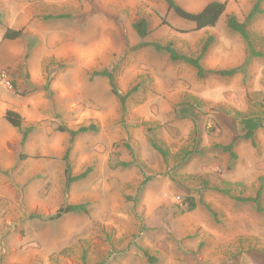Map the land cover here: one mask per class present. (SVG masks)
I'll list each match as a JSON object with an SVG mask.
<instances>
[{
  "label": "rangeland",
  "instance_id": "obj_1",
  "mask_svg": "<svg viewBox=\"0 0 264 264\" xmlns=\"http://www.w3.org/2000/svg\"><path fill=\"white\" fill-rule=\"evenodd\" d=\"M173 1L191 13L227 5L214 28L193 31L161 0H0V136L4 123L17 135L15 157L0 147V264H264V129L254 145L239 138L242 119L264 125V0ZM257 4L247 31L261 57L248 60L226 23ZM140 20L148 44L199 58L211 38L205 70L245 71L198 79L134 50ZM7 29L22 35L6 41ZM103 71L120 94L135 91L124 108L93 76ZM13 105L20 129L4 120ZM88 126L97 131L71 137ZM231 143L235 159L222 150ZM67 151L71 176L84 175L68 189ZM259 191L263 213L236 200ZM68 205L87 213L49 220Z\"/></svg>",
  "mask_w": 264,
  "mask_h": 264
},
{
  "label": "trees",
  "instance_id": "obj_2",
  "mask_svg": "<svg viewBox=\"0 0 264 264\" xmlns=\"http://www.w3.org/2000/svg\"><path fill=\"white\" fill-rule=\"evenodd\" d=\"M166 6L168 11L172 12L178 19L190 23L193 25V31H201L205 29H212L214 28L218 22L220 21L221 17L225 14L226 11V2H209L206 4L199 12L191 13L187 12L180 6H178L173 0H161ZM260 13L258 4L255 5L253 10L248 15L245 23H239L234 17H229L227 19V27L230 31L237 34L245 43L248 52V60L251 58H258L261 57L260 53H257L251 42L247 31V25L250 21L254 18L256 14ZM133 30L137 34L140 43L134 50L144 49V48H152L157 53H164L168 56V59L171 63H184L187 66L191 67L195 72L198 79H206L209 76H218L221 78H233L237 74L243 73L245 71L246 63L240 67L230 69V70H221V71H213V70H205L201 64L200 60L204 56V54L208 51L209 45L212 42V39H208L207 43L202 47L201 54L199 58H192L187 57L184 55L179 54L172 46V44L160 45V44H148L145 42L146 37L149 34L147 29V23L144 20H140L133 24ZM180 33H184L185 31H179ZM21 31H15L12 29H7L3 35V39L6 41H13L17 40L21 37ZM95 77H105L108 79L111 93L113 96L117 98L122 108H124L126 101L128 98L135 92L134 90L129 91L125 95L120 94L115 85L114 75L110 72L103 71L94 73ZM4 120L14 129H20L22 122L20 116L12 111H7L4 115ZM239 125L242 130V135L239 137L244 141H249L254 145V138L255 134L258 130L264 129V125L261 119L259 118H245L239 122ZM96 132L97 128L94 126L82 127L77 132H71V137H75L80 133L85 132ZM24 138V137H23ZM151 147L158 152L161 156L165 157V151L161 149L153 140L150 142ZM234 143H231L227 146H224L222 150L225 153H228L232 159H235V155L233 152ZM68 151L64 158L65 160V188L68 189L70 186L83 178L84 175L78 177H72L70 174V168L68 163ZM224 195H229L227 191H222ZM261 197L260 191L258 192L257 196L254 199H236L238 202H251L254 203L257 211L259 213H263V211L259 207V199ZM186 203V212H193L197 208V204L194 202L192 198L185 199ZM72 213H87L86 207L84 205H68L65 207L60 208L57 213L50 217L49 220H58L65 214H72Z\"/></svg>",
  "mask_w": 264,
  "mask_h": 264
},
{
  "label": "crops",
  "instance_id": "obj_3",
  "mask_svg": "<svg viewBox=\"0 0 264 264\" xmlns=\"http://www.w3.org/2000/svg\"><path fill=\"white\" fill-rule=\"evenodd\" d=\"M7 111H12V112L17 113V108L15 107V105L8 106V109L4 112V115ZM3 126H4V130L6 134H4L3 136H0V147L2 149H5L4 152L8 156L15 157L14 149H11L10 144H13V146L17 144V135L15 134V131L13 132L6 123H4Z\"/></svg>",
  "mask_w": 264,
  "mask_h": 264
}]
</instances>
